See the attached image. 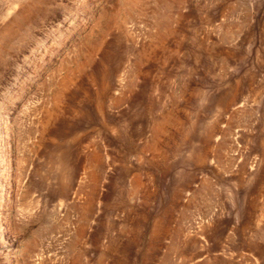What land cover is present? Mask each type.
<instances>
[{"label":"rangeland","instance_id":"obj_1","mask_svg":"<svg viewBox=\"0 0 264 264\" xmlns=\"http://www.w3.org/2000/svg\"><path fill=\"white\" fill-rule=\"evenodd\" d=\"M0 264H264V0H0Z\"/></svg>","mask_w":264,"mask_h":264}]
</instances>
